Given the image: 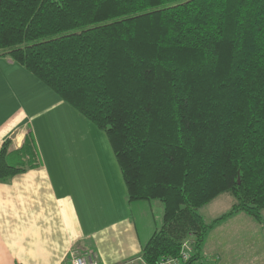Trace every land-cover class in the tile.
I'll list each match as a JSON object with an SVG mask.
<instances>
[{
  "label": "trees",
  "instance_id": "obj_1",
  "mask_svg": "<svg viewBox=\"0 0 264 264\" xmlns=\"http://www.w3.org/2000/svg\"><path fill=\"white\" fill-rule=\"evenodd\" d=\"M0 59L107 135L129 202L162 203L143 264H214L210 230L263 224L264 0H0ZM29 133L0 150V183L42 165ZM223 194L231 210L207 224Z\"/></svg>",
  "mask_w": 264,
  "mask_h": 264
},
{
  "label": "crops",
  "instance_id": "obj_2",
  "mask_svg": "<svg viewBox=\"0 0 264 264\" xmlns=\"http://www.w3.org/2000/svg\"><path fill=\"white\" fill-rule=\"evenodd\" d=\"M63 104L23 67L0 59V150L7 140L11 149H20L30 126L42 161L0 183V264H67L73 251L94 252L100 264H143L142 248L163 225V205L126 201L104 161L92 173L104 179L111 196L91 204L96 200L87 192L89 182L80 181L89 178V166L70 167L69 180L51 143L46 117ZM204 256L224 264L217 253Z\"/></svg>",
  "mask_w": 264,
  "mask_h": 264
},
{
  "label": "rangeland",
  "instance_id": "obj_3",
  "mask_svg": "<svg viewBox=\"0 0 264 264\" xmlns=\"http://www.w3.org/2000/svg\"><path fill=\"white\" fill-rule=\"evenodd\" d=\"M61 107L57 114L47 116L46 120L50 129L51 143L59 151V162L65 173L67 172L69 180L72 179V174L68 171L70 167L86 169L89 166V178H81L80 181L82 184L89 182L87 192L89 197L93 195L96 200H92L91 204L99 206V202L105 203L104 200L108 194L109 197L111 196V191L107 193L106 190L110 189L104 188L106 185L101 182L104 179L92 173L96 164L104 161L106 166H110L111 173L116 174L115 187L124 191L126 200V185L106 133L85 119L69 104L64 103ZM28 133L29 130L26 134ZM117 168L119 174L115 171ZM234 203L235 199L231 195L223 194L199 212L207 224H212L228 213ZM160 211L163 213L162 209ZM157 212H159L158 208ZM262 215L263 224L239 213L216 225L206 238L203 253L221 255L224 264H264V211ZM158 226L161 228L162 223L160 222Z\"/></svg>",
  "mask_w": 264,
  "mask_h": 264
},
{
  "label": "built area",
  "instance_id": "obj_4",
  "mask_svg": "<svg viewBox=\"0 0 264 264\" xmlns=\"http://www.w3.org/2000/svg\"><path fill=\"white\" fill-rule=\"evenodd\" d=\"M191 242L185 243L183 245V249L181 251V257L179 260L172 259V260H163L161 264H187L190 259L191 255ZM67 264H100L99 259L94 252H86L80 253L73 251L70 255L69 261Z\"/></svg>",
  "mask_w": 264,
  "mask_h": 264
},
{
  "label": "water",
  "instance_id": "obj_5",
  "mask_svg": "<svg viewBox=\"0 0 264 264\" xmlns=\"http://www.w3.org/2000/svg\"><path fill=\"white\" fill-rule=\"evenodd\" d=\"M14 137H15V136H14ZM14 137H13V138H14Z\"/></svg>",
  "mask_w": 264,
  "mask_h": 264
}]
</instances>
